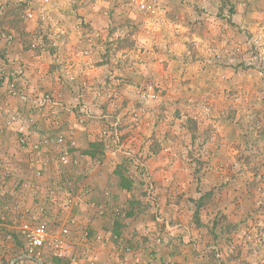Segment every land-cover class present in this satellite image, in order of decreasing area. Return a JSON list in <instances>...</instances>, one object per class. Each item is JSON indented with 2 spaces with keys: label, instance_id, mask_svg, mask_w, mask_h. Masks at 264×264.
<instances>
[{
  "label": "rangeland",
  "instance_id": "374dc122",
  "mask_svg": "<svg viewBox=\"0 0 264 264\" xmlns=\"http://www.w3.org/2000/svg\"><path fill=\"white\" fill-rule=\"evenodd\" d=\"M85 1L75 0V4L82 6ZM100 1L104 4L107 0ZM131 1L110 0L112 8L119 11L116 16L105 12L106 21L113 25L108 29V37L112 41L107 44L106 50L112 53L114 50L116 53L126 51L121 54L123 65L118 63L119 69L124 70L123 76L126 72H135L136 68L140 70L134 64L139 65L137 61L140 58H137L143 50L138 44V36L142 34L138 25L142 22L124 29L122 10L134 9ZM34 2L5 0L0 3L1 59L14 33L23 46L26 38L31 50L41 46L53 55L61 45L62 37H70L73 33L69 29L66 34L61 33V29L57 30L53 25L58 20L56 13L45 11L38 6V1ZM70 13L74 21H80L78 31L83 43L80 51L85 54L90 41L87 35L91 29L81 13ZM144 14L146 20L171 25L158 37L162 45H153L160 51H172L169 76L163 80L156 73L151 78L140 75L136 79L108 77L109 81L104 78L103 87L107 91L117 88L121 82L129 86L128 97L122 100L120 110L128 104L132 107L125 115L130 124H122L121 119L116 120L118 116L116 121L113 119L111 127L117 124V140L109 135L106 139L98 137L99 141L107 148L111 146L110 149L122 150L120 145L127 136L121 133L123 126L135 127L139 123L142 105L149 101L159 103L155 106V128L159 127V131L170 125L175 132H179L178 135L169 136L166 132L164 138L158 139L151 129L149 141L143 144L148 152H144L143 146L138 152L122 147L124 153L129 154L123 155V162L130 169L136 168L132 170L138 175L134 180L140 188L138 196L149 198L145 207L156 208L158 197L162 195L174 203H180L188 195L189 199L196 201V204L192 203L195 206L191 219L194 225L202 224L211 230L220 227L224 232L232 233L221 245L211 235L213 243L207 251L216 264H264V0H158L155 12ZM33 26V32L27 31ZM166 31L175 38L164 39ZM164 64L161 66L167 71V62L164 61ZM22 68L23 63L20 65ZM14 71L12 68L8 70L3 62L0 77L5 75L10 82L9 75ZM59 79L68 87L73 80L68 75ZM171 83L176 87L173 91L175 98L168 99L162 84L171 86ZM108 84H111L110 87ZM113 93L116 91L110 92L112 96L109 99ZM46 94L49 93H42L41 97ZM24 95L26 101L15 98L34 104L40 97L30 96L27 92ZM84 117L81 112L79 118ZM87 121L85 118V122L79 124H86ZM220 130L224 131L223 135L228 140L224 144L217 137ZM220 148L227 155V160L223 165L217 163L212 167L213 152H220ZM149 154L153 156L151 159L157 157L167 166H160V178L156 181L153 180L155 174L151 175L145 167ZM132 159L136 164L132 163ZM183 169L185 172H181ZM215 170L218 174L214 173ZM223 175L225 178L222 179ZM235 180H239L238 191L237 185L233 184ZM181 189L184 190L182 193ZM236 195L240 197V204L236 206L243 215L237 223L231 224L228 218L237 209L221 204L228 196ZM239 234L240 237L236 238Z\"/></svg>",
  "mask_w": 264,
  "mask_h": 264
},
{
  "label": "crops",
  "instance_id": "0c3cea01",
  "mask_svg": "<svg viewBox=\"0 0 264 264\" xmlns=\"http://www.w3.org/2000/svg\"><path fill=\"white\" fill-rule=\"evenodd\" d=\"M3 1L5 0H0V3ZM35 1H38V6L43 7L45 11L51 10L52 13H56L58 20L53 25L57 30L61 29V33L66 34L69 29L73 30V33L70 37H62L63 41L54 55L46 52L41 46L31 50L30 43L26 38L23 46L20 39H16L14 33L6 47L4 58H0V67L4 62L8 70L12 68L14 71L20 69V65L23 63L24 74L22 79L17 82L18 87H23L33 97H41L42 93H49L45 96L50 99L52 105L38 107L32 102H21L10 97L5 92L7 88L5 85L9 80L7 81L5 75H2L0 77V107L1 109L8 108L20 117L34 119L33 125L30 123L27 125V134L31 141L34 142L41 136L59 132L76 142V149L69 150L70 156L76 157L77 154H82L85 157L99 158L103 161V165L93 169L84 166H70L67 169V174L76 183L77 190L83 186H90L93 189V194L84 198L83 203L71 213L75 218V224L68 227L70 232L65 238L67 257L54 259L48 251L44 250L40 258L28 259L24 257V245L18 234L19 227L23 223H35L40 220L41 216L35 211L40 201L39 196L44 198L50 193H59L60 190L56 191V187L52 185L51 164L43 166L40 176L35 175V168H30L28 165L25 149L18 145L19 134L16 132L15 125L6 126L0 116V162L8 161L13 169V178H7L5 186L0 191V264H119L120 252L113 248L116 244L98 243L94 239L97 235L119 238L122 245L131 248L132 255L130 254L128 259L129 262L135 264H216L214 258L207 251V247L213 243L211 235L217 238L221 245L225 238L232 233H226L220 227L211 230L202 224L194 225L191 219L195 206L192 203L196 204V201H193V198L189 199L188 195H185L180 203H174L169 197L165 198L162 195L158 197L156 208L152 206L146 208L145 205L149 198L138 196L140 188L134 181L138 175L133 171L136 168L133 167L132 170L123 162V155L129 154L124 153L125 149L122 147L131 148V152H138L144 142L148 140L151 129L155 132V138L158 139L164 138L166 132L169 136L178 135L179 132H175L170 125L159 129V131V127L155 128V106L159 103L149 101L146 105H142L139 123L135 127L130 125L129 128H125L126 126H123L124 129L121 133L127 136H124L125 139L120 145L122 150L110 149L111 146L107 148L99 141L100 132L109 128L116 116H118L116 120L121 119L122 124H130V119L125 115L132 106L128 104L127 107L125 105L124 109L120 110L122 100L125 101L124 98L128 97L129 86L122 84L119 80L121 84L112 89L116 93H113V97L110 99L112 90L107 91L106 87H103L106 82L104 78L123 76L122 71L124 70L119 69L118 63L123 65L121 54L126 51L121 50L120 53H116L114 50L112 53L110 50H106L108 49L106 48L107 44L112 41V38L108 37V29L109 27L113 28V25L106 21L105 12H112V15L116 16L119 10L112 8L110 0L104 4L100 0H86L82 6L76 5L75 0L73 2L71 0ZM47 1L49 3H46ZM70 3L72 4L68 5ZM134 9L122 10L124 29L131 28L133 25L137 26L139 22H142L138 25L142 32L138 36V44L143 50L137 58H140L137 61L139 65L134 64L139 66L140 70L137 71L138 68H136L135 72H126L125 75L127 79L130 77L136 79L139 75L151 78L156 73L161 80L167 79L170 73L169 67L172 65L170 60L172 51L169 49L167 52L160 51L154 49L153 45H162L160 42L162 40L158 37L161 32L171 28V25L146 20L144 13ZM75 11L81 13L91 29L87 35L90 41L85 54L80 51L82 50L80 46L83 44L78 31L80 21H74L70 13ZM78 16L80 17V15ZM34 30L33 26L27 31L33 32ZM163 38L170 40L175 37L166 31L163 33ZM0 49H2V42H0ZM164 61L167 62V71H164L162 67ZM66 75L73 78L71 83L74 84L70 83V87L59 79L60 77L65 78ZM162 86L165 90V98H175L173 91L176 87L174 84L171 83V86L162 84ZM106 91L109 93L108 96ZM129 97H131L130 94ZM82 111L88 114L86 118L88 121L86 124L80 125L81 118L79 116ZM54 121L57 122L53 123ZM172 122L170 120L169 123L172 124ZM55 125L58 126L55 127ZM223 132L220 130L217 137L224 144L228 140L224 137ZM142 149L144 152H148L144 146ZM219 150L220 152H213V158L210 161L212 167L217 163L223 165L227 160V155L222 151V148ZM49 155L52 153L47 154V156ZM147 157L145 167L149 169L151 175L155 174V177L152 176L153 180H159V168L162 165L165 166V162L157 157L151 159L153 156L150 154ZM131 161L136 164L133 159ZM169 168L172 169L170 166ZM180 169H182L181 166ZM182 171L185 172V169ZM219 171L221 172V170ZM214 173L218 174V171L215 170ZM121 178L130 182L129 190L122 187ZM221 178H225V175ZM20 180L36 182L40 186L39 195L33 198L21 192L16 186V181ZM234 183L237 185L238 191L239 180H235ZM183 191L181 189L180 193ZM107 192L111 194L110 198L105 196ZM238 198H240L238 195L228 196L221 204L237 209L228 218L231 224L237 223L243 215L239 211V206H236V204H240ZM90 200L104 205L106 212L103 216L98 217L88 207ZM117 206L124 208L123 215L114 212ZM48 216L52 222L50 225L52 236L57 238L60 236L59 229L65 225L66 221L58 215L55 208H48ZM238 237L240 234L236 238ZM236 238L233 240L236 241ZM157 239H160L159 244L155 243ZM71 257L76 258V262L71 261ZM82 257L85 260L81 259Z\"/></svg>",
  "mask_w": 264,
  "mask_h": 264
},
{
  "label": "built area",
  "instance_id": "2783aa9c",
  "mask_svg": "<svg viewBox=\"0 0 264 264\" xmlns=\"http://www.w3.org/2000/svg\"><path fill=\"white\" fill-rule=\"evenodd\" d=\"M134 7L142 13H154L158 6V0H132ZM24 72L22 69H17L10 74L11 81L7 84V94L10 97H17L22 101H26V92L23 87H18V80L22 79ZM34 104L38 107H45L52 105V102L47 96L39 97ZM1 106V104H0ZM6 106V105H4ZM85 115L84 119H80V123L85 122L88 114L82 111ZM0 116L6 126L15 125L18 136V145L25 149L28 157V165L30 168H35V175L40 176L44 165H52V185L56 187L59 193H50L49 196L40 197L35 211L41 216L40 220L35 223H23L20 225L18 234L24 245V257L28 259H38L44 250L48 251L54 259H64L67 254V245L65 238L69 234V226L75 224V218L71 214L74 209L78 208L83 199L90 197L93 194V189L90 186H83L77 190V185L74 180L67 174V169L70 166H84L86 168H98L103 165V161L99 158L85 157L82 154H77L76 157L70 156L69 150L76 149V142L63 134H53L41 136L37 141H31L28 134V123L34 124V119H27L12 113L8 108L1 109ZM114 136L117 140V124L105 128L100 133V138L103 139L108 136ZM109 136V137H110ZM52 155L47 156V154ZM15 177V176H14ZM7 178H13V169L8 161L0 162V191L5 186ZM17 188L31 197L35 198L39 195L40 186L36 182H29L25 180L16 181ZM110 198L111 194H105ZM55 208L58 215L65 220V225L59 229L60 236L55 238L52 236L50 225H52L51 218L47 217L48 208ZM88 207L94 211L95 215L101 217L106 210L104 205L99 204L94 200L88 202ZM122 206H117L114 212L123 215ZM1 210V208H0ZM1 212V211H0ZM54 224V222H53ZM87 235V234H86ZM95 241L103 244H116L114 249L120 252L119 264H135L129 262V255H132L131 248L121 244L119 238L116 236H96ZM160 243V239L155 241ZM76 258L71 257L73 262ZM81 259H84L83 257ZM85 260V259H84ZM92 264V263H91ZM97 264V263H94Z\"/></svg>",
  "mask_w": 264,
  "mask_h": 264
},
{
  "label": "trees",
  "instance_id": "16d2710c",
  "mask_svg": "<svg viewBox=\"0 0 264 264\" xmlns=\"http://www.w3.org/2000/svg\"><path fill=\"white\" fill-rule=\"evenodd\" d=\"M230 13H233V12L231 11ZM120 175H122V174L120 173ZM122 181H123V184H121L122 187H123L124 189L129 190V189H130V186H129L130 182H128V180H126V179L121 178V182H122ZM57 261H61V260H57ZM56 263H58V262H56ZM58 264H59V263H58ZM63 264H66V263H63Z\"/></svg>",
  "mask_w": 264,
  "mask_h": 264
}]
</instances>
